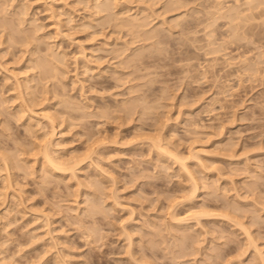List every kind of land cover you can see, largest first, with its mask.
Listing matches in <instances>:
<instances>
[{
	"label": "rangeland",
	"instance_id": "374dc122",
	"mask_svg": "<svg viewBox=\"0 0 264 264\" xmlns=\"http://www.w3.org/2000/svg\"><path fill=\"white\" fill-rule=\"evenodd\" d=\"M114 1L0 0V264H264V0Z\"/></svg>",
	"mask_w": 264,
	"mask_h": 264
},
{
	"label": "bare ground",
	"instance_id": "6f19581e",
	"mask_svg": "<svg viewBox=\"0 0 264 264\" xmlns=\"http://www.w3.org/2000/svg\"><path fill=\"white\" fill-rule=\"evenodd\" d=\"M99 1H100V0H99ZM111 1L116 2V1H114V0H104V3L107 5V4H109ZM237 1H238V0H237ZM237 1H235V2H237ZM239 1H240V0H239ZM243 1H244V0H243ZM245 1H246V3H247V2H250V0H245ZM245 1H244V4L242 3L243 5L246 4ZM254 1H255V0H254ZM260 1H261V0H258L259 3H260ZM102 2H103V1H102ZM178 2H180V1L178 0ZM255 2H257V1H255ZM255 2H253L252 6H250V7H253V8H254V5H255L254 3H255ZM100 3H101V2H100ZM104 3H103V4H104ZM120 3H121V2H120ZM173 3H174V2H173ZM220 3H221V2H220ZM239 3H240V2H239ZM259 3H258V4H259ZM103 4H102V5H103ZM110 4H111V3H110ZM110 4H109V5H110ZM236 4L238 5V3H236ZM236 4H235V5H236ZM256 4H257V3H256ZM260 4H262V3H260ZM116 5H117V4H116ZM232 5H233V7L235 6L234 4H232ZM247 5H248V4H247ZM250 5H251V4H250ZM103 6H104V5H103ZM111 6H112V5H111ZM111 6H110V7H111ZM113 6H114V5H113ZM215 6H216V5H215ZM239 6H240V4H239ZM239 6H237V7H239ZM256 6H258V5H255V7H256ZM260 6H262V5H260ZM225 7H226V6H225ZM229 7H231V5H230ZM229 7H227V8H229ZM241 7H242V6H241ZM258 7H259V6H258ZM105 8H106V6H105ZM216 8H217V7H216ZM222 8H223V7H222ZM243 8H244V7H243ZM243 8H241V9H243ZM108 9H109V8H108ZM231 9H232V8H231ZM247 9H248V7H247ZM254 9L257 10V9H259V8H257V9L254 8ZM106 10H107V8H106ZM220 10H221V9H220ZM227 10H228V9H227ZM235 10H236V9H235ZM239 10H240V9H239ZM239 10H238V12L240 13ZM251 10H253V9H250V10H248V11L251 12ZM217 11H219V10H217ZM242 11H243V10H242ZM253 11H254V10H253ZM261 11H262V10H261ZM214 12H215V11H214ZM223 12H224V11H223ZM226 12H227V11H226ZM229 12H230V11H229ZM238 12L236 11L235 13H233V14H234L233 16H235L234 19L237 20L238 23L242 22L241 25L244 24L243 21H245V24H246L247 22L250 23V21L254 20L255 17L257 16V15H256V16L254 17V19H247V17H246V18L243 17V16H247V15H248L247 13L243 12V13H245V14H247V15H242V17H241L240 14H239ZM250 12H248V13H250ZM218 13H219V12H218ZM220 13H221V11H220ZM216 14H217V13H216ZM221 14H222V13H221ZM221 14H220V16H222ZM241 14H242V13H241ZM251 14H252V12H251ZM254 14H255V13H253L252 16H253ZM258 14H259V13H258ZM228 15H229V14H228ZM228 15H227V16H228ZM136 16H137V15H136ZM230 16H231V14H230ZM222 17H223V16H222ZM133 18H134V19H133ZM133 18H132V19H133L134 21L137 20L136 17H133ZM138 18H139V17H138ZM229 18H230V17H229ZM241 18H242V20H243V18H244V20H243V21H240ZM250 18H251V16H250ZM223 19H224V18H223ZM225 19H226V17H225ZM227 19H228V18H227ZM228 20H229V19H228ZM247 20H250V21H247ZM134 21H133V22L131 21V22H132V23H137V24H138L140 20L137 21V22H134ZM141 21H142V20H141ZM231 21H233V20H231ZM253 22H254V21H253ZM235 23H236V21H235ZM248 23H247L246 25H248ZM251 24H252V23H251ZM251 24H250V26H248V27H251V26H252ZM234 25H235V24H234ZM237 25H238V24H237ZM237 25H235L234 27H236ZM241 25L239 24V26H241ZM258 25H259V24H258ZM263 25H264V24H263ZM140 26H141V25H140ZM239 26H238V28H239ZM261 27H262V26H261ZM207 28H208V27H207ZM243 28H244V29H243ZM243 28H242V31H245V32H246V30H245V28H246L245 25H243ZM257 28H258V27H257ZM239 29H240V28H239ZM240 30H241V29H240ZM248 30H250V29H248ZM237 31H238V30H237ZM237 31L235 30V32H237ZM252 31H253V30H252ZM239 32H240V31H239ZM211 33H213V32L211 31ZM232 33H233V32H232ZM240 33H241V32H240ZM242 33H243V32H242ZM11 34H12V33H11ZM235 34H237V33H235ZM242 35H244V34H242ZM242 35H241V36H242ZM237 36H239V35H237ZM237 36H236V37H237ZM246 37H247V36H246ZM246 37H245V38H246ZM243 38H244V36H243ZM207 39H208V38H207ZM208 40H209V39H208ZM211 41H212V40H211ZM211 41H210V42H211ZM239 41H240V39H239ZM212 42H213V41H212ZM211 44H212V43H211ZM220 46H221V45H220ZM53 54H54V53H53ZM50 55H52V54H50ZM52 57L55 58L54 56H52ZM52 57H51V58H52ZM56 57H57V56H56ZM58 57H59V55H58ZM53 58H52V59H53ZM60 58H61V57H60ZM47 59H48V58H47ZM55 59H56V58H55ZM58 59H59V58H58ZM56 60H57V59H56ZM59 60H60V59H59ZM50 61H51V60H50ZM61 61H62V60H61ZM51 62H53V61H51ZM51 62H50V63H51ZM50 63L48 62V66H49ZM59 63H60V62H59ZM51 64H52V63H51ZM55 64H56V63H54V64H52V65H55ZM43 65H45V64H43ZM56 65L58 66V63H57ZM37 66H38V65H37ZM57 66H56V67H57ZM44 67H46V66H44ZM51 67H52V69L55 68V66H51ZM53 67H54V68H53ZM58 67H59V66H58ZM58 67H57V69H58ZM42 68H43V67H42ZM42 68H40V69H42ZM46 68H47V67H46ZM47 69H48V68H47ZM52 69L50 68L51 71H52ZM57 69H56V70H57ZM43 70H44V69H43ZM50 70H49V71H50ZM58 70H59V69H58ZM58 70H57V71H58ZM57 71H56V72H57ZM53 72H55V71H53ZM56 72H55V73H56ZM48 73H49V72H48ZM19 85H20V84H19ZM24 86H25V85H24ZM16 87H18V85H17ZM21 87H22V86H21ZM32 113H33V112H32ZM47 113H49V112H47ZM49 114H50V113H49ZM42 116H43V115H42ZM51 116H52V115H51ZM43 117H44V116H43ZM45 117H47V116H45ZM48 118H50V117H48ZM48 118H47V120H48ZM50 119H53V121H54L55 118L52 117V118H50ZM51 121H52V120H51ZM49 122H50V121H49ZM51 123H52V122H51ZM53 130H54V129H53ZM50 133H51V132H50ZM51 135H53V134H51ZM48 139H49V138H48ZM46 142H47V141H46ZM47 144H48V143H47ZM154 144H155V143H154ZM156 144H157V143H156ZM47 146H48V145H47ZM157 148H158V149H157L158 151H159V149L162 150V151L165 150V149H163V146H161L160 144L157 145ZM47 149H48V148H47ZM42 150H44V149H42ZM45 150H46V149H45ZM45 150H44V151H45ZM48 150H49V149H48ZM42 152H43V151H42ZM160 152H161V151H160ZM167 152H168V153H166V151H164L163 154L165 153V154H168V155H169L170 151H167ZM49 154H50V153L47 152V150L45 151V154L43 153V155H44V160H43V161H45L44 163L47 162V163L51 166V168L54 169V171L60 172L61 175H63L62 173H64V172H65V174H67V172H70V171H67V169L70 170L71 168H72L71 171L73 170L71 173H74V170H75L74 167H75V166L77 167V165L79 164L78 161H77V162L75 161L77 165H74V164H73V166L71 165L72 167H70V165L68 164V165H67V166L69 167V168H68L67 166H63L64 164L61 165V162H60V161H59L60 164H59V162H56L55 159H57V158H54V159H53ZM171 154L173 155V153H171ZM168 155H167V156H168ZM177 155H178V154H177ZM177 155H176V154H175V156L173 155V157L176 159V161L180 160V158H178L179 156H177ZM169 157H170V156H169ZM74 159H75V158H74ZM61 160H62V159H61ZM183 160H184V159H183ZM6 161H8V160H6ZM57 161H58V160H57ZM80 162H81V161H80ZM41 164H42V162H41ZM46 165H47V164H46ZM79 166H80V165H79ZM46 168H47V167H46ZM51 168H50V170H52ZM45 170H46V169H45ZM47 170H48V169H47ZM52 171H53V170H52ZM54 171H53V172H54ZM53 172H51V173H53ZM65 174H64V175H65ZM59 175H60V174H59ZM68 176H69V174H68ZM70 176H71V175H70ZM193 194H194V193H193ZM191 197H192V196H191ZM189 199H190V198H189ZM202 213H204V212H202ZM207 213H208V212H207ZM205 214H206V213H205ZM205 214H203V215H205ZM198 215H199V214H198ZM200 215H201V214H200ZM228 216H229V215H228ZM229 218H230V217H229ZM238 224H242V223L239 222ZM239 226H241V225H239ZM241 227H242V226H241ZM242 229H243V228H242ZM243 231H244V230H243ZM246 232H247V231H246ZM246 232H245V233H246ZM248 235H249V234H248ZM248 235H247V236H248ZM250 235H251V234H250ZM247 238H248V237H247ZM251 238H252V237H251ZM251 241H252V239H251ZM249 244H250V243H249ZM257 250H258V249H257ZM263 258H264V257H263ZM261 260H262V258H261ZM262 264H263V263H262Z\"/></svg>",
	"mask_w": 264,
	"mask_h": 264
}]
</instances>
